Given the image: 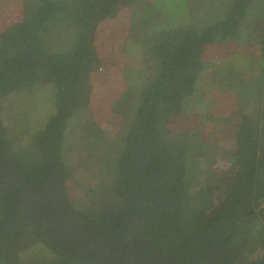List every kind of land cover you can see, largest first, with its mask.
<instances>
[{"label":"trees","instance_id":"1","mask_svg":"<svg viewBox=\"0 0 264 264\" xmlns=\"http://www.w3.org/2000/svg\"><path fill=\"white\" fill-rule=\"evenodd\" d=\"M0 18V264H264V0H6Z\"/></svg>","mask_w":264,"mask_h":264},{"label":"rangeland","instance_id":"2","mask_svg":"<svg viewBox=\"0 0 264 264\" xmlns=\"http://www.w3.org/2000/svg\"><path fill=\"white\" fill-rule=\"evenodd\" d=\"M3 1H6V0H0V5ZM205 2H207V1H205ZM201 5H202V3L198 4V6L195 7V10L198 12V14L200 16V18H198V19H200V20H202L204 17L206 19H208V18L212 17L213 14L218 11V7L214 6L213 4H210L209 2L204 3L202 6ZM138 6L139 7L135 6L131 10L135 11L134 15L136 18H137V16L138 17H144L147 13L146 6H143V4L138 5ZM222 7H223L222 9L224 11V9L226 8V5L223 4ZM222 9H221L220 13L223 12ZM125 12H127V11H125ZM180 21L183 22L184 21L183 18H180ZM263 22H264V20L257 22V29L260 28V26H262ZM7 25H8L7 20L2 18V21H1V18H0V29L7 27ZM259 31H257L258 35H259ZM248 41H249V38H248ZM238 43H240V44L236 45L235 43L227 42V43H225V45H222L223 47H221V46L216 47L215 46L214 48L216 49V51L214 49V51H211V53L206 52V55H203L204 62H207L209 64L212 62L223 61V60H225V59H227L233 55L234 56H241L244 54H246V55L249 54V47L244 45L243 43H241V41H238ZM234 48H235V51L232 52L234 50ZM199 67H200V64H198V69H199ZM189 75L190 74L188 73L187 76H189ZM201 82L206 84L205 78H203V79L201 78ZM217 86L220 87L219 89H221V88L224 89V87H226V81L220 82V84H217ZM199 87H203V86L200 85ZM216 90L217 89H214V91H216ZM199 96L202 97V99H203V100H201L202 102L206 101L204 104V108H206L210 118L218 117L219 115H221V112H219L220 106H224L223 105L224 102L228 101V99H226L224 97H219L218 99L214 100V95H209L206 99L207 92L204 94L200 93ZM202 115L203 114H201V116ZM99 123L101 125V128L102 129L104 128L105 131L110 128L109 127L110 125L106 124V122H99ZM126 123H127V120L126 119L123 120V124H126ZM89 124H91L90 121H89ZM105 134H106V132H105ZM107 146L109 148V146H110L109 142H108ZM221 155H222L221 153H218V157H221ZM81 176L82 175H78L77 181H76V186L80 185L78 182V179L81 178ZM81 179H83V178H81Z\"/></svg>","mask_w":264,"mask_h":264}]
</instances>
